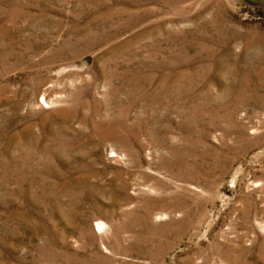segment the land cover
Masks as SVG:
<instances>
[{"label": "rangeland", "instance_id": "1", "mask_svg": "<svg viewBox=\"0 0 264 264\" xmlns=\"http://www.w3.org/2000/svg\"><path fill=\"white\" fill-rule=\"evenodd\" d=\"M0 264H264V0H0Z\"/></svg>", "mask_w": 264, "mask_h": 264}]
</instances>
